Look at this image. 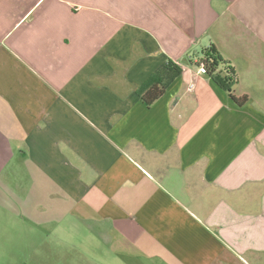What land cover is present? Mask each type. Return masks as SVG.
<instances>
[{
  "label": "crops",
  "instance_id": "obj_1",
  "mask_svg": "<svg viewBox=\"0 0 264 264\" xmlns=\"http://www.w3.org/2000/svg\"><path fill=\"white\" fill-rule=\"evenodd\" d=\"M0 264H264V0H0Z\"/></svg>",
  "mask_w": 264,
  "mask_h": 264
},
{
  "label": "trees",
  "instance_id": "obj_2",
  "mask_svg": "<svg viewBox=\"0 0 264 264\" xmlns=\"http://www.w3.org/2000/svg\"><path fill=\"white\" fill-rule=\"evenodd\" d=\"M201 53L202 57L197 63V66L203 67L205 75L214 80L216 71L218 69H222L226 73L227 80H229L231 84L236 83L237 77L234 68L230 66L229 62L225 61L221 57L220 53L214 45H210L209 47L203 49ZM171 65L172 63H167V67ZM162 94L163 88H160L155 84V80L153 77L146 87L145 92L141 94V101L146 107H150L156 100H158L162 96Z\"/></svg>",
  "mask_w": 264,
  "mask_h": 264
},
{
  "label": "built area",
  "instance_id": "obj_3",
  "mask_svg": "<svg viewBox=\"0 0 264 264\" xmlns=\"http://www.w3.org/2000/svg\"><path fill=\"white\" fill-rule=\"evenodd\" d=\"M198 71H199V73L204 74V69H203L202 66L198 67ZM192 88H193V85H190V86H189V89L191 90Z\"/></svg>",
  "mask_w": 264,
  "mask_h": 264
}]
</instances>
